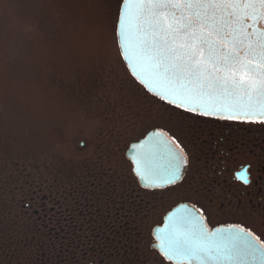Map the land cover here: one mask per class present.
Returning a JSON list of instances; mask_svg holds the SVG:
<instances>
[{
	"label": "flooded vegetation",
	"instance_id": "af4514ba",
	"mask_svg": "<svg viewBox=\"0 0 264 264\" xmlns=\"http://www.w3.org/2000/svg\"><path fill=\"white\" fill-rule=\"evenodd\" d=\"M126 86L145 100L144 112L134 116L130 109L119 140L95 122L98 116L74 159L18 162V187L0 192L6 200L0 227L5 218L19 222V240L0 229V264H185L168 260L155 239L166 215L181 205L195 210L208 232L240 227L264 244V121L194 115L148 95L130 76ZM136 125L141 133L126 139ZM153 131L167 135L172 153H182V159L166 153L177 167L185 161L174 182L141 184L127 158L130 146ZM162 140L150 142L152 152L164 151ZM159 170L155 165L153 175Z\"/></svg>",
	"mask_w": 264,
	"mask_h": 264
},
{
	"label": "rangeland",
	"instance_id": "374dc122",
	"mask_svg": "<svg viewBox=\"0 0 264 264\" xmlns=\"http://www.w3.org/2000/svg\"><path fill=\"white\" fill-rule=\"evenodd\" d=\"M120 1L0 0V192L18 187V162L74 159L96 117L118 138L130 109L143 114L116 45ZM5 219L0 229L19 240V222Z\"/></svg>",
	"mask_w": 264,
	"mask_h": 264
},
{
	"label": "snow or ice",
	"instance_id": "6c2138e0",
	"mask_svg": "<svg viewBox=\"0 0 264 264\" xmlns=\"http://www.w3.org/2000/svg\"><path fill=\"white\" fill-rule=\"evenodd\" d=\"M132 6L142 21L143 47L167 81L162 99L205 115L223 109L233 118L235 110L264 120V30L255 27L264 22V0H134ZM174 155L183 158L180 152ZM174 180L173 174L167 182ZM176 227L170 250L199 257L202 264H236L241 256L257 253L264 257V244L244 228L219 237L191 213Z\"/></svg>",
	"mask_w": 264,
	"mask_h": 264
},
{
	"label": "water",
	"instance_id": "95a60500",
	"mask_svg": "<svg viewBox=\"0 0 264 264\" xmlns=\"http://www.w3.org/2000/svg\"><path fill=\"white\" fill-rule=\"evenodd\" d=\"M132 3H134V0H130L129 4H125V0H121L115 29L116 42L124 66L133 79L142 86L147 93L174 107L204 117L237 121H264L259 117H249L235 110H232L233 118H229V112L223 109L214 115H205L199 110H188L183 106L170 103L168 99H162L160 94L165 93L168 86L167 81L163 78L162 72L155 67L148 52L143 47V33L140 31V24L142 21L137 18V10L132 6ZM122 14L124 16L123 23L121 22ZM248 23L252 22L249 21ZM255 27L264 30V22H257ZM248 31L251 32L252 29L249 28ZM219 103L224 102L220 101ZM163 138L165 143L163 148L164 151L159 155L152 152L150 142L159 141ZM169 140L166 134L153 131L140 142L130 146L127 158L132 162L134 173L141 184H166L171 175L174 174L175 179H178L182 175L185 162L184 166L182 164L180 167H177V162L166 161V153L170 156H175L171 151L172 146L170 147L166 143L169 142ZM155 165H159L163 169V171L159 170L160 175H157V172L153 175ZM189 213L195 216L192 209L186 206H179L174 209L166 216L163 227L155 233V237L159 242L160 252L168 259L185 264H200L196 263L192 258L182 252L170 250L174 248L177 237L176 221L180 217H187ZM186 227L190 229L191 225L189 224ZM230 229L232 228H222L213 233L219 232V237H225L229 234L228 230ZM239 260L241 261L240 264H264V257H261L259 253L256 255H243ZM236 264H238V261Z\"/></svg>",
	"mask_w": 264,
	"mask_h": 264
},
{
	"label": "trees",
	"instance_id": "16d2710c",
	"mask_svg": "<svg viewBox=\"0 0 264 264\" xmlns=\"http://www.w3.org/2000/svg\"><path fill=\"white\" fill-rule=\"evenodd\" d=\"M23 164V163H22ZM43 238V237H42ZM44 239V238H43ZM42 240L41 238H39V240H37V245H40L41 243H39L38 241Z\"/></svg>",
	"mask_w": 264,
	"mask_h": 264
}]
</instances>
